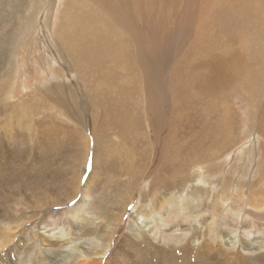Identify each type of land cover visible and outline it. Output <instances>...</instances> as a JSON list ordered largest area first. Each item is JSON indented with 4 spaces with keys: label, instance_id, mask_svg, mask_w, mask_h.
Listing matches in <instances>:
<instances>
[{
    "label": "bare ground",
    "instance_id": "6f19581e",
    "mask_svg": "<svg viewBox=\"0 0 264 264\" xmlns=\"http://www.w3.org/2000/svg\"><path fill=\"white\" fill-rule=\"evenodd\" d=\"M36 1H38L37 5L45 2V0H32V4L27 2L23 8L22 6L17 7L12 16L6 19L5 27L9 29L4 32L3 36H0V54L2 55L0 57V132L8 141L7 145L4 144L6 147L12 142H21L24 139L25 136L17 131V124L27 120L29 122L26 110L12 94L15 90L17 75L14 64L15 56L11 50L16 28L25 25L29 29L31 26L29 24L32 18L30 12L36 9ZM62 9L58 20L59 25L55 33H51L54 34L56 57L69 73L68 76L75 78V81L67 84L56 81L43 86L44 89L35 96L33 102L42 104V106L56 107L60 113L71 120L72 124L81 125V129H84L82 127L84 123L88 124V132L91 134L95 147L92 174L96 173L98 167L95 168V166L101 158L98 157V152L101 154L104 150L109 153L115 152L118 147L122 149L131 147L129 151L132 154L127 157L131 166L128 170L130 182L122 191V195L125 193L126 196L130 195L135 186L137 185L138 188L144 179L149 184V188H146L147 190L145 189L141 196L146 197L152 196L154 192L161 194L164 190L168 193L170 190H176L178 181L180 183L189 182L191 187L190 184L184 186V191L178 193L179 204L176 210L187 217L186 215L190 212L184 211V203L194 204L192 215L200 216V218L190 228L191 233L195 234L193 238L200 234L194 229L195 226L203 230L204 222H206L204 220L207 217V219H212L216 216L215 212L222 211L225 205L223 202L228 199V196L231 197L229 192L234 191L233 202L237 199L244 202L243 207L248 212L247 217L245 219L236 218L233 221L236 229L233 231L232 228L227 236L217 231L214 240L219 238L222 241L219 244H225L229 250L237 251L241 246L244 255L251 257L256 255V247L252 245L254 239L251 241V234L248 230V226L256 225L250 215L253 213L251 206L256 202L249 203L248 199L260 197L263 202H259V208L264 207V160L258 176L259 182L261 181L263 185L257 190L255 187H250V192L240 194L235 192L239 189L237 182L226 180L221 184L216 196L213 190L202 191V189H197L201 187L195 184L199 180L203 184L207 179L206 175L211 176L214 173L217 164L212 159L220 157L224 149L232 145V141L234 142V119L231 115L230 102L236 95L243 97V100L249 103L248 111L249 116L252 117L254 142H258L261 138L264 140V77L258 73L259 64H264V0H66ZM203 63L205 66L200 68L199 65L203 66ZM206 67H211L210 72L209 69H205ZM190 76H192V82ZM164 93L168 99L165 105H163ZM181 99H189L187 105L188 108L192 107L194 118L205 120L202 131H195L192 134V119H189L191 120L189 123L191 132L186 131L184 136L181 134L179 122H183L182 114H187L188 109L185 111L182 109ZM147 106L155 113V116L150 119L146 116ZM162 111L165 114V122L160 127H155L156 123L160 124ZM188 112L190 113L191 110ZM156 128H160L161 133L164 131L161 134L162 137L157 138L159 140L157 149L159 143L162 149L158 153L155 149V158L147 161L150 155H146V148L138 150L135 146L142 147L139 138L140 136L145 137L144 129L151 131ZM217 130L218 134H216ZM84 131L87 133L86 129ZM210 135L213 143L212 147L208 146V153L205 155H203L205 152L196 153L193 156L195 151H192L189 143H192V140H198L203 144L207 141L206 139L211 138ZM114 136L120 139L117 141V137ZM165 142L169 144L170 151H167ZM87 143L83 157L84 163L77 174V184L75 188L73 187L74 191L68 196L67 201L61 202L59 199L55 201L52 190L44 187L41 188L40 193L34 192L35 194L26 193L22 189L16 192H9L4 188L0 190V236L4 239L0 242L5 243L4 241L7 240L10 244L13 241H11V231L21 222V219L14 214L17 198L24 206L17 210L23 214L35 211L36 206L48 208L53 204L56 206L69 205L76 199L82 176L89 165L90 139ZM186 147L191 148L189 155L190 152L193 153L189 160L183 161L182 159L181 164L178 155ZM4 148H0V156L5 152L2 151ZM198 163H201V166ZM196 166L197 171L192 174L191 167ZM0 167L3 168L2 165ZM63 167L66 168V166ZM140 167H142L141 170ZM201 173L206 179L201 176ZM91 179L90 176L86 186L90 185ZM24 189L27 188L24 187ZM68 189L70 191L71 187L68 186ZM126 196H123L125 197L123 200H126ZM202 196L207 199L206 204L192 203L197 197ZM131 198L132 196L124 202L125 207L121 212L119 222L126 213L127 206L132 201ZM83 199L82 203H77L79 204L77 208H84L86 202L90 201L87 189H85ZM25 208L27 211L24 212L22 209ZM225 209L223 216H227L229 211ZM106 211L109 212L111 221L116 220L118 216L116 206L108 207ZM138 211L139 209L135 214L140 212ZM144 211H146L145 205L142 213ZM142 213L138 214V220L133 222L134 225L126 241L121 242L117 249L121 255L127 256L129 252L125 250V247L135 248L129 246L135 236H138L142 243L145 242L144 248L150 251L156 250V256L154 253L150 257L153 263L160 264V259L163 256L172 255L173 251H161V245L156 238L164 228L165 233L172 232V229L162 224L163 215L160 212L156 217L160 219L154 220V225L151 226L144 223ZM253 216L258 217L259 215L255 213ZM22 219H27V217ZM119 228L118 225L113 232H104L99 235L97 238L101 241V245L93 241L88 244L89 247L98 244L94 255L92 253L88 256L83 251L76 250L74 255L70 257L68 255L63 264L92 259V256L99 258L103 264L109 255H114L115 251L113 252L112 247L116 242L115 236ZM191 233L188 229L183 233L184 238H191L190 244L192 243ZM148 236L157 243L154 244L155 241L149 240ZM37 238H41L39 234ZM201 245L203 244L200 243ZM182 247L187 246L182 245ZM183 249L186 255L191 252L189 249ZM47 250L46 260L51 258L49 254L51 251ZM186 255L179 254L181 257H178V263L182 260L183 264H191L192 254L190 257ZM226 259L228 262L231 261L229 256H226ZM167 260L164 257L163 264Z\"/></svg>",
    "mask_w": 264,
    "mask_h": 264
},
{
    "label": "rangeland",
    "instance_id": "374dc122",
    "mask_svg": "<svg viewBox=\"0 0 264 264\" xmlns=\"http://www.w3.org/2000/svg\"><path fill=\"white\" fill-rule=\"evenodd\" d=\"M27 2L32 4V0H24V2L23 0H0V36H3L4 32L9 29V27L7 29V26L5 27L6 19H9L12 16V13L15 12L17 7L22 6L21 8H23ZM37 2L38 1L35 2L36 5ZM65 3L66 0H45L44 3H40V5L38 4L36 9L30 12V14H32L30 17L32 18L29 21V24H31L29 29L24 25V27L16 28L18 32L14 31L15 34L12 41L11 52L15 56L14 64L16 67L15 73L17 78L15 81V90L12 94L15 96L14 99L20 101L21 106L26 110L29 122L27 120L26 122L17 124V131L25 137L21 142H12V146H5L8 141L4 139L0 132V148L5 147L4 150H2L5 152L0 156V165L3 166V168L0 167V188L2 187L0 190L4 188L9 192H16L18 189H22V191L26 193L31 192L35 194L36 192L40 193L41 188L44 187L52 190L53 194H51L55 198V201L59 199L61 202H64L68 200V196L72 194L74 191L73 189L77 184V174L84 163L83 157L85 156V150L88 146V139H90L91 143L90 155L88 157L89 165L85 170L84 176H82L78 196L69 205L64 204L56 206L53 204V206L51 205L48 208L36 206L35 211H28V213L23 214L18 212L17 209L24 208V206L18 198H15L17 203L15 202L14 214L18 219H21V222L14 227L13 231H11V241H13L10 244L7 243V240L4 241L5 243L0 242V264H53L58 262V264H63L68 255L69 257L74 255L76 250L83 251L88 256L92 253V255H94L98 244L101 245V241H99L97 237L104 234V232H113V230L118 228L119 225L120 228L117 231V236H115L116 242L113 244L117 249L121 242L123 243V241H126L128 233L132 230V225H134L133 222L138 220L137 216L139 217L138 214L142 213L144 205L146 211L141 215L145 224L148 223L150 226L154 225V220L156 221L160 219L156 218L157 213L159 214L160 212L163 215L162 224L172 229V232L165 233V226H162L164 230L161 231L156 238L161 245V251H173L171 252L173 253V256L171 254L170 256L166 255L170 258L163 256L160 259V264L164 263V257L165 259H168L165 264H183L182 260L178 263L179 254L186 255L183 248L191 251L186 255L190 257L192 254V259L190 260L191 264H264V207L262 206L259 208V202L262 201L260 197H254L251 200L248 199L249 203L256 202V204H252L251 208L253 213L250 214L256 225L248 226L249 233L251 234V241L254 239L252 245L256 247V255L252 257L244 255L241 246L237 251L229 250L225 244H219V242H222L219 238L214 240L218 233L217 231H220L227 236V233L232 231V228L233 231L236 229V226L234 227L235 223L233 222L236 218L245 219L247 217L248 212L246 208L243 207L244 202L240 199L233 202L232 197H234V191H231V193L229 192L231 197L228 196V199L223 202V205H225L222 211L215 212L214 214L216 216L212 219H207V217L204 220L206 222H204L205 227L203 230H199L198 227L196 228L197 225L195 226L194 229L200 234L193 238V235L195 234L191 233L190 228L192 227V224L199 221L197 219L200 218V216L194 217L192 215V205L194 204L188 202L184 203V211L186 213L190 212L186 215L187 217L183 216L176 210L179 204L177 201L178 193L183 192L185 189L184 186H188L190 184L189 182L180 183L178 181L176 190L169 191L171 195H169L168 191L164 190L161 194L154 192L155 194L152 196L148 195V197H146L141 196L143 191L146 188H149V184L146 183V180L144 179L138 185V188L137 185L135 186L136 189L134 188L130 195L128 194L126 196V193L122 195V191L130 182L128 170L131 166L127 157L132 154V152L129 151L131 147L128 149H122L117 146L118 148L115 147L117 149H115V152L111 151L106 153L104 150L101 154L98 152V157L100 156L101 158L98 162L96 161L97 166H95V168L98 167L96 173L92 174V159L95 147L91 134L88 132V124L84 123L82 126L86 129V133L84 129H81V125L78 123L72 124L71 120L60 113L56 107L51 105L42 106V104L33 102L35 96L44 89L46 85H50L56 81H62L66 84L75 81V78L68 76L69 73L63 66H61V62H59L60 60L56 57L55 41L53 39L54 34L51 33H55L56 28L59 25L58 20ZM0 57H2L1 54ZM199 66H201L200 68H203L205 64L203 63V66L202 64ZM259 67L261 69L258 68V73L264 77V64L260 63ZM198 69L199 68L197 67V70ZM205 69H209L210 72L211 67H206ZM191 77L192 76H190V81L192 82ZM167 100L168 99H166L164 93L163 105L168 102ZM231 100V115L234 119L233 125L235 130L234 142L232 141V145L224 149L221 156L219 155L220 157L212 159V161L214 160V163L216 162L215 164H217H214V173L211 176L206 175L207 179L205 176L203 177V174L201 173V176L206 180L203 184L200 180L195 184L197 187H201L197 188L199 190H213L216 196L221 188V184L226 180L237 182L239 189H236L235 192L240 194H244V192L248 193L250 187H255V190H257V188H260L263 185L260 183L261 181L259 182L258 176L260 175V167L264 160V140L261 138L258 142H254V135L252 136L254 128L252 129L251 124L252 117L249 116L250 113L248 111L249 103L245 102L243 97L239 95H236ZM187 102H189V99H181L180 101L184 111L188 108ZM148 106L146 116L150 119L152 116H155V113L152 112ZM188 110H191V112L189 113ZM181 118H183V122H179V127L181 128V134L183 136L186 134V131L187 133L190 131L191 127L189 126V123L191 120L189 119H192V134L195 131H202V126L205 120L194 118L192 115V107L189 106L187 114H182ZM193 118L195 120H193ZM164 119L165 114L162 111V114L160 115V124L158 125L156 123L155 127H160L161 124L163 125V122H165ZM213 120L215 121V118ZM163 132L161 133L160 128L151 131L144 129L146 139L144 136H140L139 142L142 147H139L138 145L135 147L138 150H143L140 148H146V151L148 152H146V155H150L148 156L150 158L147 161H152V159L155 158V149H157L159 141L157 138L162 137L161 134H163ZM216 134H218V130ZM114 137H117V141L120 139L118 136ZM206 140H203L206 141L203 144L199 143L198 140H192V143H189L192 151H195L194 153L192 152L193 156L196 153L205 152L203 155L208 153V146H211L213 143L211 141L212 136L210 139ZM113 143L116 144L114 141ZM160 144L161 143H159L156 153L162 149ZM165 144L168 151L169 144L167 142H165ZM191 148L186 147L185 150L183 149L180 151L178 157L181 164L183 161L189 160L190 156H192L191 152L189 155V150ZM12 149L14 151H12ZM38 152H40V155ZM186 152L188 154H186ZM17 159L19 161H17ZM206 160L209 161L210 159L206 158ZM198 164L201 166V163ZM63 166H66V168ZM191 168L193 174V172L197 171L196 169L198 167ZM139 169L141 170L142 167ZM96 174L97 176H95ZM90 176L92 177L90 185L86 186L87 180ZM68 186L71 187V192L69 191ZM24 187L27 189H24ZM85 189H87V196L90 201L86 202L84 208H77V206L84 200ZM123 196H126L127 201L132 196V201L130 200L131 202L127 206L126 213L123 214L124 217L122 216V220L119 222V217L124 210V202L126 201L123 200L125 198ZM192 203H196L197 205L206 204L207 199L203 196L197 197L195 202ZM16 204L19 206L16 207ZM112 206H116L118 209V216L114 221H111L109 212L107 213L106 211L108 207ZM225 207H227L226 209H229L227 216L222 215ZM138 209L140 212L138 211L139 213L135 214ZM22 210H24V212L27 211L26 208ZM145 213L146 215L144 216ZM255 213L259 216H253ZM208 215L209 214L207 213V216ZM24 217H27V219H22ZM3 224L5 225V223ZM186 229H188L192 235L191 244V238H184L183 236ZM41 232L43 233L42 235ZM38 234L40 235L41 240L37 238ZM87 235L89 237H86ZM241 235L242 232L240 236ZM160 238H162V240ZM140 239V237L135 236L130 242L131 244L129 247L135 248L125 247V250L129 252L127 256L121 255V252L118 251V249L116 250L112 247L113 252L115 251L114 255H109L103 264H139L138 262H140V264H155L150 256L154 254L156 250L150 251L144 248L145 242L142 243ZM2 240L4 239L0 236V241ZM149 240L155 241L154 244L157 243L156 240L151 239V237H149ZM92 241L97 242L98 244L89 247L88 244L93 243ZM132 242L134 246L132 245ZM200 243L203 245L200 246ZM211 244H213L212 247ZM182 245H186L188 248L182 247ZM84 247L87 248L85 249ZM47 249L52 252V254L49 252L51 258L48 260H46V257H48L46 256L48 254V252H46ZM154 256H156V253ZM226 256H229L231 261L229 260L228 262ZM54 257L57 260L54 259ZM91 258L92 259L76 261L73 264H101L99 258H94V256Z\"/></svg>",
    "mask_w": 264,
    "mask_h": 264
}]
</instances>
